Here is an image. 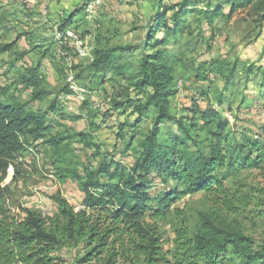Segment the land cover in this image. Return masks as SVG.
<instances>
[{
  "label": "rangeland",
  "instance_id": "obj_1",
  "mask_svg": "<svg viewBox=\"0 0 264 264\" xmlns=\"http://www.w3.org/2000/svg\"><path fill=\"white\" fill-rule=\"evenodd\" d=\"M184 1H192V7L183 12L181 26L172 34L161 30L154 38L165 13L167 24L175 27L174 15ZM230 1L234 0H0V101L26 105L48 125L58 126L53 136L70 139L63 143L68 147H51L44 140L39 146L26 144L18 173L10 167L1 184L9 213L54 216L59 211L56 199H64L76 211L82 208L85 195L79 181L59 173L83 174L101 157L92 161L96 152L72 139L78 132L102 144V153L116 149V160L124 166L137 159L139 143L157 124V108L144 110L129 140L120 142L116 134L119 124L153 95L151 88L138 89L135 83L143 77V63L156 52L171 69L165 110L190 129L189 145L210 144L216 122L205 126L202 113L215 111L229 123L227 141L237 143L244 136L264 146V16L250 7L232 10ZM162 41L166 44H156ZM7 46L11 50L5 52ZM108 50H115L122 71L91 67L95 53ZM33 68H39L37 89L22 83ZM160 129L162 139L168 133L179 141L186 139L173 121ZM229 163L221 172L225 187L231 193L239 191L238 197L247 195L251 204L237 202L233 213L217 206L213 195L198 193L183 197L163 215L148 214L145 226L156 232L170 254L168 263L160 264H189L179 251V236L187 232L194 237L206 222L256 242L264 240V168ZM161 187L159 183L153 188ZM61 252L69 264L78 261L72 247Z\"/></svg>",
  "mask_w": 264,
  "mask_h": 264
},
{
  "label": "trees",
  "instance_id": "obj_2",
  "mask_svg": "<svg viewBox=\"0 0 264 264\" xmlns=\"http://www.w3.org/2000/svg\"><path fill=\"white\" fill-rule=\"evenodd\" d=\"M230 3L233 4L232 10L250 7L264 16V0H234ZM180 6L181 10L174 15L175 27L167 24L165 13L154 38L161 30L172 34L181 26V16L192 7V1H184ZM209 8L213 10V7ZM156 44H166V41ZM10 50L11 46L4 49L5 52ZM114 53L115 50L96 52L91 67L98 71L105 68L122 71L119 57ZM155 54L149 62L143 63L140 68L143 77L135 83L138 89L151 88L153 95L129 119L119 124L116 134L120 142L129 140L130 132L141 123L140 115L144 110L157 108V124L139 143L137 159L124 166L116 160V149L102 153L103 145L93 143L90 135L84 132L72 137L77 142H85L87 149L96 152L91 154L92 161L101 157L95 167L84 169L83 174L77 171L59 173L62 178L66 175L79 181L85 195L79 211L64 199H56L59 211L54 216L27 213L20 217L9 213L1 184L10 167L15 175L18 173V161L26 144L36 145L44 140L43 144L59 147L70 139L53 136L58 126L54 123L48 125L44 117L30 111L26 105L0 101V264H69L61 254V250L68 247L76 251L78 261L73 264H119V260L168 263L170 254L162 248L160 237L145 226L148 214L163 215L176 207L183 197L198 193L213 195L217 206L233 213L237 210L235 203L251 204L252 199L247 195L238 197L239 191L231 193L225 187L226 176L223 177L221 172L232 165L231 160L242 164L244 169L261 171L264 168V146L244 136L237 143L227 141L229 123L215 111L202 113V121L207 122L205 126L216 122L210 144L193 142L189 145L188 140H193L190 129L165 110L171 69L161 54ZM38 71L39 68L30 69L22 83L37 89L40 86ZM38 99H42L41 94ZM118 105L113 111L119 108ZM136 114L139 116L135 117ZM166 121L175 122L186 139L179 141L174 133L165 134L162 139L160 126ZM98 131L94 130L95 133ZM26 135L30 139H26ZM63 146L68 147L69 143ZM101 177L107 181L103 182ZM159 183L162 187L154 189ZM178 241L179 251L183 252L181 256L189 264H199L200 260L205 264H264V240L256 242L246 236L231 234L209 222L205 223L203 232L192 238L187 232L181 233Z\"/></svg>",
  "mask_w": 264,
  "mask_h": 264
}]
</instances>
